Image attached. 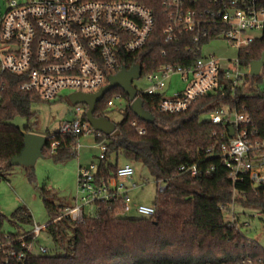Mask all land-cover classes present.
I'll return each instance as SVG.
<instances>
[{
    "label": "trees",
    "instance_id": "trees-1",
    "mask_svg": "<svg viewBox=\"0 0 264 264\" xmlns=\"http://www.w3.org/2000/svg\"><path fill=\"white\" fill-rule=\"evenodd\" d=\"M138 1L153 9L156 27L146 47L126 55L127 68L140 63L146 73L170 62L187 63L182 52L185 37L174 42L164 38L167 15L162 0ZM263 53L264 35L240 51L239 56L242 63L249 66ZM245 80L246 83L251 81L248 94H244L245 87L228 88L225 95L200 98L183 113H162L158 110V95H142L144 108L155 116L153 124L133 112L122 88L109 91L97 103V116H105L114 93L125 97L128 107L124 119L116 123L120 133L103 134L98 139L105 140L107 148L104 158L97 163L95 183H108L115 177L121 157L141 163L166 185L163 191L158 190L153 202L156 214L127 216L124 199L119 196L113 200H97L96 212L83 221L59 218L68 206H57L48 198L54 191L44 187L41 191L52 220L45 230L58 248L55 252L30 254L27 264H201L218 260L239 264L243 258L264 260V247L241 231L237 219L232 224L226 218L236 202L264 213V190L256 191L248 178L233 180L217 152L218 146L227 139L226 135H221L226 127L203 118L204 114L222 106L239 109L245 106L244 112L251 114L255 124L264 129V88L256 87L264 78L246 76ZM22 82L18 75L0 73V169L11 167L7 166L8 161L22 151L24 132L33 131L32 105L43 101L38 92L22 91ZM19 116L29 121L24 128L12 122ZM135 120L146 128L145 133L138 132L132 124ZM53 134V140L60 142L58 148L52 153L53 140H49L44 155L57 162H66L77 155L73 150L79 140L77 136L63 135L59 130ZM210 149H214L213 154ZM182 166H196L197 172H183ZM6 220L31 222L32 215L24 207L13 212L12 218L0 211V238L5 234H23L3 232L1 228ZM59 249H64L65 253H60Z\"/></svg>",
    "mask_w": 264,
    "mask_h": 264
},
{
    "label": "built area",
    "instance_id": "built-area-1",
    "mask_svg": "<svg viewBox=\"0 0 264 264\" xmlns=\"http://www.w3.org/2000/svg\"><path fill=\"white\" fill-rule=\"evenodd\" d=\"M162 6L167 15L164 38L174 42L185 37L182 52L187 63L170 62L146 73L142 67L140 78L144 76L150 85L145 89L136 88L138 96L158 95L160 112L183 113L202 97L225 95L228 88L245 87L246 76L264 78V66L254 76L251 64L244 65L239 54L225 61L214 54H203V45L215 39H226L240 53L262 37L264 0H162ZM152 10L138 0H11L0 17V72L20 76L23 79L20 89L38 92L43 101L57 99L64 90L95 93L108 84L111 74L121 70L127 54L149 44L156 27ZM254 31L262 35H252ZM162 53L165 55L164 50ZM175 75L184 86L168 96L165 92L168 80ZM247 90L244 94L249 93ZM109 105H114L113 99ZM245 109V106L243 109L222 106L212 112V123L226 127L221 135L227 139L218 146L217 152L235 182L248 178L256 191L264 190V129L255 124ZM85 111L79 103L76 117L63 121L60 133L79 139L84 135L102 138L104 133L84 118ZM132 124L140 134L146 132L136 120ZM49 137L53 140L54 134ZM78 142L73 147L76 152L80 149ZM59 143L51 142L52 153ZM99 143L101 160L107 147L105 140ZM209 151L213 154L214 149ZM97 163L79 166L78 196L82 194L83 203L66 207L59 218L83 221L88 216L86 204L92 203L95 207L97 200H113L119 196L124 199L126 211L131 210L132 199L125 181L134 179L133 164L120 166L108 183L97 185ZM181 170L197 172L196 166H182ZM156 181L158 190L163 191L164 181ZM232 206L226 214L232 216L229 222L234 224L236 213ZM136 210L142 216L156 214L154 204H138ZM46 227L36 224L22 235L5 234L0 238V264H27L30 254L47 253L48 249L39 243ZM201 264L228 263L218 260ZM239 264H264V260L243 258Z\"/></svg>",
    "mask_w": 264,
    "mask_h": 264
},
{
    "label": "rangeland",
    "instance_id": "rangeland-1",
    "mask_svg": "<svg viewBox=\"0 0 264 264\" xmlns=\"http://www.w3.org/2000/svg\"><path fill=\"white\" fill-rule=\"evenodd\" d=\"M11 0H0V17L9 6ZM22 1V0H20ZM24 1V0H23ZM252 35L261 36L262 32L254 31ZM203 54H214L221 61L226 59H235L239 54V49L230 45L226 39H215L210 43L203 45ZM244 71L247 72L246 69ZM1 73V72H0ZM150 85L147 79L142 76L134 80V86L138 89H145ZM184 83L175 75L168 80V87L165 92L168 96H172L175 91L182 89ZM251 86V81L246 83L245 88ZM256 87L264 88V82L257 83ZM71 91L64 90L57 99L52 101H37L32 105L34 115L30 120L33 127L32 132L45 136H50L60 129L62 122L71 120L76 117V107L78 104L73 103L70 99ZM119 93L113 94L114 105L106 108L105 116L113 122L118 123L124 119V113L127 111L128 101ZM1 101V94H0ZM83 109L86 105L80 103ZM213 113L204 114L203 118L210 119ZM15 125L24 128L29 121L25 117H16L12 121ZM80 149L77 155L70 158L66 162H57L51 156L45 155L39 158L36 164L32 167L11 166L0 169V211L7 217L12 218L13 212L18 208L24 207L31 212V222L17 221L10 222L6 220L1 230L5 233H26L32 230L36 224L47 225L51 223V216L46 209L42 188L48 191L53 190L54 194L48 198L55 202L57 206L61 204L83 203L82 194L78 196V169L80 163L87 165L91 162H98L100 155L99 142L93 135L81 136L78 140ZM124 162L133 163L136 169L134 181L144 185V189L138 187L130 192L131 197L141 203H152L157 197L158 184L151 173L141 163L127 161L124 158L119 159V164ZM33 176L34 179H31ZM75 198L77 200H75ZM233 208V206H232ZM94 204L85 205V210L88 215L94 214ZM237 223L241 231L251 240L256 241L264 247V213L251 208L243 207L239 202L234 203ZM127 216H134L135 213L127 211ZM239 213V214H238ZM137 214V213H136ZM227 220H231L232 216L226 214ZM138 216V214H137ZM40 243L50 252H55L58 248L56 243L49 237L46 230H43L40 235ZM60 253H65V250H60Z\"/></svg>",
    "mask_w": 264,
    "mask_h": 264
},
{
    "label": "water",
    "instance_id": "water-1",
    "mask_svg": "<svg viewBox=\"0 0 264 264\" xmlns=\"http://www.w3.org/2000/svg\"><path fill=\"white\" fill-rule=\"evenodd\" d=\"M251 74L257 76L264 66V53L260 59L251 62ZM142 73V65L140 63L133 64L130 68L122 66L121 70L116 74L109 76V82L95 93L73 92L70 94V99L73 103H83L87 107V120L98 131L106 135H118L120 130L117 129V124L107 116H97V103L114 88L120 87L128 95L131 103L130 107L134 113L148 123L155 121V116L151 111L144 108V101L141 96H138V90L134 86V80L139 79ZM231 128V135H233ZM50 140L49 136L41 135L34 132H24V147L22 151L13 156L7 166H25L32 167L36 164L39 158L44 157V149ZM258 187V186H256Z\"/></svg>",
    "mask_w": 264,
    "mask_h": 264
},
{
    "label": "crops",
    "instance_id": "crops-1",
    "mask_svg": "<svg viewBox=\"0 0 264 264\" xmlns=\"http://www.w3.org/2000/svg\"><path fill=\"white\" fill-rule=\"evenodd\" d=\"M126 163H129V162H124V163H122V164H120V166H122V165H124V164H126ZM131 164H133V163H131ZM80 165H82V163H80ZM79 165V166H80ZM134 178V177H133ZM134 184H137L136 186H134ZM125 186H126V188H127V191H128V194L130 195V192L133 190V189H136V188H138V187H141V188H143L144 189V185L143 184H141V183H139V182H135L134 181V179H132V180H127V181H125ZM132 195H130V197H131ZM131 199H132V208H131V210H130V212H134L135 213V215L134 216H137V214H138V212H137V210H136V205H138V204H148V203H141V202H137L136 201V199H134L133 197H131ZM75 200H77L76 198H75ZM154 202V201H153ZM153 202L152 203H150V204H153ZM67 206H72L73 205V203H67L66 204ZM96 212V211H95ZM137 213V214H136ZM139 215V214H138ZM38 225H41V224H38Z\"/></svg>",
    "mask_w": 264,
    "mask_h": 264
}]
</instances>
